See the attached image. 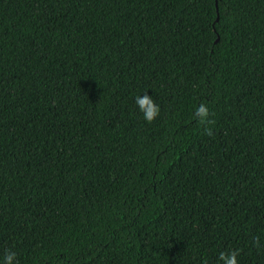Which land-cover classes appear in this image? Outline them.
<instances>
[{"label": "trees", "instance_id": "16d2710c", "mask_svg": "<svg viewBox=\"0 0 264 264\" xmlns=\"http://www.w3.org/2000/svg\"><path fill=\"white\" fill-rule=\"evenodd\" d=\"M228 248L264 264V0H0V255L214 264Z\"/></svg>", "mask_w": 264, "mask_h": 264}, {"label": "clouds", "instance_id": "9594fccd", "mask_svg": "<svg viewBox=\"0 0 264 264\" xmlns=\"http://www.w3.org/2000/svg\"><path fill=\"white\" fill-rule=\"evenodd\" d=\"M133 102L136 105V110L141 114L144 121L150 123L159 115V103H157L153 99V96L149 95L146 91H144L143 95H134ZM210 115V109L206 102L201 101L194 105L192 118L196 120L199 125L203 126V131L207 135L212 134L211 128L208 127V125L213 123V120L210 119ZM252 242L254 245H259L260 238L258 236H253ZM239 253V248H228L227 251L221 250L216 254L214 264H238L237 258ZM0 264H19L16 251L5 249L4 253L0 255ZM201 264H208V258L206 256L202 257Z\"/></svg>", "mask_w": 264, "mask_h": 264}, {"label": "water", "instance_id": "95a60500", "mask_svg": "<svg viewBox=\"0 0 264 264\" xmlns=\"http://www.w3.org/2000/svg\"><path fill=\"white\" fill-rule=\"evenodd\" d=\"M217 3V0H215V4Z\"/></svg>", "mask_w": 264, "mask_h": 264}]
</instances>
